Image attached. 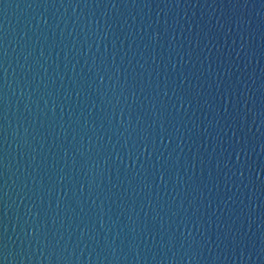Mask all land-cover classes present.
I'll use <instances>...</instances> for the list:
<instances>
[{
  "label": "water",
  "instance_id": "95a60500",
  "mask_svg": "<svg viewBox=\"0 0 264 264\" xmlns=\"http://www.w3.org/2000/svg\"><path fill=\"white\" fill-rule=\"evenodd\" d=\"M0 264H264V0H0Z\"/></svg>",
  "mask_w": 264,
  "mask_h": 264
}]
</instances>
